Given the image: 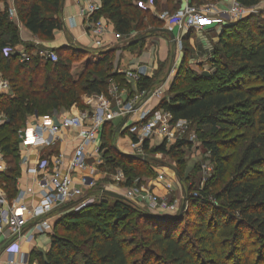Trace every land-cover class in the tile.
<instances>
[{
	"label": "trees",
	"instance_id": "trees-1",
	"mask_svg": "<svg viewBox=\"0 0 264 264\" xmlns=\"http://www.w3.org/2000/svg\"><path fill=\"white\" fill-rule=\"evenodd\" d=\"M160 1L101 0L91 21L106 17L115 32L127 40L147 26L157 25L149 33L160 32L161 21L147 8L150 3L158 7ZM237 2L249 8L260 0ZM62 5L63 0H14L23 27L48 41L62 29ZM249 25L248 18L225 25L211 61L213 73L194 74L188 81L186 73L192 74V70L180 69L172 95L157 107L171 115L173 123L195 124L214 163L210 183L199 195L186 197L188 208L175 219L159 220L128 200L104 197L80 211L65 213L54 231L67 229L75 238L53 233L50 250L32 252V263L264 264V23L259 20ZM19 44L25 45L11 8H0V73L13 91V97L0 98V112L6 117L0 127V150L7 162L6 170L0 173V188L10 201L18 194L19 132L28 118L82 107L84 96L109 97L111 83L125 79L115 71L111 50L91 53L61 48L54 51L58 61L51 62L33 55L37 49L26 44L30 61L22 62L17 55L4 56V48ZM128 47L133 49L131 44ZM185 49L190 51L189 46ZM153 85V79L143 78L138 92L149 91ZM107 128L108 124L102 133V168L111 164L114 170L121 169L127 179L125 186L131 187L142 178L132 166L147 167L154 159L145 162L123 156L113 145L117 127L110 126V138H106ZM189 145L181 140L167 151L165 146L150 150L146 143L144 149L174 157ZM132 172L135 174L129 177ZM83 223L85 231L79 227ZM182 225L188 229L181 231Z\"/></svg>",
	"mask_w": 264,
	"mask_h": 264
},
{
	"label": "built area",
	"instance_id": "built-area-1",
	"mask_svg": "<svg viewBox=\"0 0 264 264\" xmlns=\"http://www.w3.org/2000/svg\"><path fill=\"white\" fill-rule=\"evenodd\" d=\"M96 0H88L87 4L81 7L79 16L90 24V34L94 38L96 47H102L103 38L108 32L106 25L101 19L92 22V16L98 12L99 7ZM152 4V3H151ZM245 9L238 2L227 13L229 19H222L209 14L208 11L200 10L188 4L183 10L174 15L163 14L159 19L173 24L179 28H187L194 31H204L210 27H219L236 22L244 18L241 14ZM17 16L16 9L11 8V17ZM5 57L13 55L19 56L22 62L30 61L32 55L23 44L14 47L7 46L3 50ZM37 56L42 61L57 62L56 52L41 50ZM128 80L138 85L143 78L148 77L146 70L139 68L136 71H118ZM2 88H8V82H1ZM148 91L140 93L145 94ZM112 98H117L119 89L114 87L109 93ZM1 95V94H0ZM141 95L139 101L141 102ZM98 99L101 105L98 109L100 113L89 114L79 113L71 117H65L60 122H55L51 116H45L40 119L34 127H25L19 132L20 146L27 152L40 151L43 149L54 150L58 144L63 141L64 135L69 130H77L78 138L74 144L72 154L67 156L64 151H58L50 154L49 157L42 159L35 167L28 169L33 176L35 192L19 191L13 200H9L6 194L0 190V250H5L11 257L8 264H30L28 255L20 252L22 243L32 244L37 237L42 235L52 236L58 220L68 212L80 211L99 201L104 200L106 189H101L98 197L92 196L91 191L99 182L105 181L108 177L106 171L99 168H89V159L98 158V166H103L101 137L106 123L120 117L129 118L136 112L137 105L129 111H111L110 101L104 95L91 96L87 101ZM155 110L144 111L133 123H127L128 132L136 141L132 140L130 154L147 155L144 152V144L151 140L157 133V126L160 123L161 116ZM157 115V116H155ZM165 116L171 115L165 112ZM158 117V118H157ZM186 122V121H180ZM6 123V117L0 112V127ZM169 123L160 128L161 131L169 136ZM173 123V121H172ZM178 123V122H176ZM27 156H21L20 165L28 166ZM89 169V173L86 172ZM6 170L3 154L0 150V173ZM112 183L120 190L115 193H122L126 200L134 204L136 192L132 189H124L127 179L123 172L118 171L112 179ZM120 191V192H119ZM148 213L173 212L175 208L158 202V199H152ZM20 255L19 261L12 259L15 254ZM37 264V263H33Z\"/></svg>",
	"mask_w": 264,
	"mask_h": 264
},
{
	"label": "rangeland",
	"instance_id": "rangeland-1",
	"mask_svg": "<svg viewBox=\"0 0 264 264\" xmlns=\"http://www.w3.org/2000/svg\"><path fill=\"white\" fill-rule=\"evenodd\" d=\"M169 5L155 7V14L158 18L163 14H169L170 16L174 15L176 12L183 10L188 4L194 6L200 10L208 11L209 14L214 15L215 17H220L222 19H229L227 14L230 9L237 3V0H206L201 4H191L190 0L185 1L184 6H179V2L175 4V1ZM150 5H153L150 3ZM244 12L241 14L244 16L243 19H250V25L256 23L261 20L262 24L264 23V0H260L259 4L254 7H245L243 9ZM152 14V12H151ZM153 15V14H152ZM242 20V19H241ZM239 21V20H238ZM148 23V22H147ZM234 23V22H229ZM161 27V30L165 29H177L182 32V29L185 30L187 28H179L176 25L168 24L167 22L161 21L158 25ZM156 26H147L146 29H143L139 32H134L130 39L137 38L141 35H147V37L143 41H139L137 44L133 46L132 51L136 54L142 53L144 51V45H148L152 47L154 45L155 51L153 53V66L149 67V73H147L148 78L149 75L151 79L154 81V85L151 89L145 94H140L138 92V85L125 79H119V83H116V87L120 89V93L117 98H109L111 111H129L135 105L140 110V105L144 111H154L159 113L161 116V120L156 130L157 133L153 136V138L146 143L150 150H156L159 147L166 148L167 151H171V147L177 145L178 141L185 140L189 143V146H185L182 149L178 150L173 157L172 155H167L166 153H150L149 151L144 150L145 154H147L150 160L154 159L151 164L147 167H143L141 164H134L132 167H137L138 171L142 173V178L140 181H135L133 186L127 187L123 186L122 188L132 189L136 192L134 196V204L139 208L146 210L150 208L152 199H158V202L161 204H165L167 206H172L175 208V211L169 214H175L173 216L174 219L181 215V209L184 208V211L188 208V203L186 201V197H188L191 193L196 196L201 193V191L210 183L209 179L212 177L214 171V163L211 161V154L205 148L203 141L200 139L199 134L196 130L195 124L190 122H178L172 123L171 118L169 116H165V112L157 107L163 102V100L169 97L171 94V88L173 82L176 78L180 69L190 68L192 74H187L188 81L193 79L194 74L196 75H211L214 71L212 68V59H214V51L215 47L219 44L220 34L223 31V27H218V30H215L216 27H210L209 30L206 29L201 31L199 38L193 36L194 41L190 45V39L185 40L182 39V35L176 39V43H171L168 36L162 31L157 34L155 37H151L149 31L152 30ZM189 30V29H188ZM208 31V32H207ZM212 31V32H210ZM192 32H199L191 30ZM161 33H164L161 34ZM161 34V35H160ZM162 37V38H161ZM94 39V38H93ZM152 40V41H151ZM104 42V38H103ZM151 42V43H150ZM201 43V44H200ZM121 45V44H120ZM118 45V47H120ZM194 45V46H193ZM185 46H189L190 51H186ZM196 46V47H195ZM39 49H41L38 46ZM116 50V49H115ZM114 49L111 50L113 55H111L112 62L116 64L118 60L117 51ZM87 51V50H86ZM110 51V50H108ZM148 54H143L144 58L147 60H152V53L149 50H146ZM149 51V52H148ZM91 52V51H89ZM96 52V51H94ZM97 51L96 53H98ZM105 52V51H104ZM92 53V52H91ZM102 53V52H101ZM198 58V60H197ZM150 60V62H151ZM203 60L204 64L202 66H198L197 62ZM84 61V60H82ZM179 61V63H178ZM194 61V62H193ZM193 63V67L189 65ZM78 63V62H76ZM94 63V62H93ZM96 63V62H95ZM182 63V64H181ZM79 64H75V67ZM146 65V64H143ZM149 65V64H148ZM204 66V67H203ZM124 70V69H123ZM127 71H131L127 69ZM122 94V95H121ZM139 95L142 97L141 102L139 101ZM101 102L98 99H93L89 102H83L82 107H78L77 111L79 113H89V114H97L100 113L98 111ZM135 110V111H136ZM136 111V112H137ZM77 113V114H79ZM153 113L150 117L154 116ZM157 116V115H155ZM40 118V117H38ZM42 118V117H41ZM158 118V117H157ZM120 120V117L116 118L115 121ZM169 123V136L167 133H161L160 128L165 127L166 123ZM108 124V128L106 131V138H110V126H115V124L110 121L106 123ZM105 125V128H106ZM119 125V124H118ZM115 126V127H118ZM103 137V136H102ZM101 137V144L103 143V139ZM118 134L113 137V145L116 147L118 142ZM145 143V144H146ZM144 144V145H145ZM143 145V146H144ZM131 149V144H130ZM114 164V163H113ZM109 166V165H108ZM5 167L7 168V162H5ZM103 171H107L108 177L105 181H101L98 185L91 191L90 194L92 196L98 197L101 189H106L107 191L116 192L120 190L114 185L111 181L112 177L117 174L118 171L123 172L121 169L114 170L113 167H105L102 169ZM101 170V171H102ZM182 172V175H181ZM135 173H130L129 177H132ZM192 189V192L190 190ZM2 191V189L0 188ZM120 191H124L121 189ZM119 191V192H120ZM212 199V198H210ZM217 203V202H216ZM156 215H163L160 212H156ZM85 224L79 226L82 231H85ZM188 229L185 225L181 226V231ZM81 231V230H80ZM58 236L68 237L74 239V236H71L70 233L67 232V229L59 228L56 231H53ZM51 240V236H50ZM252 243V242H250ZM51 247V243H50ZM50 250V248H49ZM46 253V252H43ZM32 259V258H31Z\"/></svg>",
	"mask_w": 264,
	"mask_h": 264
},
{
	"label": "crops",
	"instance_id": "crops-1",
	"mask_svg": "<svg viewBox=\"0 0 264 264\" xmlns=\"http://www.w3.org/2000/svg\"><path fill=\"white\" fill-rule=\"evenodd\" d=\"M87 1L88 0H63V5H62L61 13H60V18L62 20V29L55 32V34H54L55 38L52 41L44 40V39H41L39 37L34 36L30 31H28L25 27H23V25L19 22L17 16L12 17L13 20L16 21L19 25L22 43H24L25 45L26 44L27 45H34V47L37 50H35L34 52H31L33 55H37L38 52L41 50H48V51L54 52L57 49L71 48V47H75L76 49H80V50L91 51L92 53H94V51H96V52L99 51L98 53H101L104 51L116 49L115 51H117L118 60L116 61V64H115V71H124L127 69L136 71L137 69L144 67L146 72L149 73V69H148L149 67H147V66H150V68H151V66H153V63H154L153 53L155 51L154 45H152V47H149L148 45L145 44L144 45V51L142 52L143 54H148V53H145V52H147L146 50L151 51L152 60L150 59L151 60V62H150V60H147L144 58L142 53L136 54L132 51L131 48L128 47L130 40H127V39L121 37L119 34H117L115 32V28H114L113 23L110 20H108L106 17L100 18L108 29V32L104 36V44L100 48L95 46L94 39H93V37H91V34H90L91 27H90L89 22L82 19L79 16L81 7L85 6L87 4ZM172 1L173 0H161L159 6L160 5L163 7L165 5L167 6L171 3H173ZM174 1H175V4L179 2L180 3L179 6H184L185 1H187V0H174ZM95 2L100 9L101 0H96ZM13 5H14V0H2L0 2V8L3 10L5 9L6 6H9V8H12ZM155 7H154V5H150V4H148V6H147V8L152 12L153 16L158 18L155 15V14H157V11L155 12ZM219 27H221V26H219ZM218 29L219 28L216 27L215 30H218ZM169 30H171L173 32V34L175 35V41H173L167 33H165V32L164 33L166 34V36H168L170 42L171 43L173 42V44L176 43V41H177L176 39H178L181 35H182V39L183 38L185 40L190 39V43H189L190 45L194 41L193 36H196L198 38H199V36H201L200 32H195V33L192 32V34H194V35H191V33L189 32L191 30H188V29H185V30L182 29V32H181V31L174 29L172 27V29L169 28ZM208 30H209V28H208ZM210 32H212V31H210ZM159 33H160L159 31L156 33L152 32V33H150V36L155 37ZM164 33H161V34L164 35ZM137 38H135V39H137ZM143 40H141V41H143ZM135 44H137V43H135ZM135 44H131V45L134 46ZM118 45H120V47H118ZM38 46L41 49H39ZM197 60H198V58H197ZM178 63H179V61H178ZM143 64H146V65H143ZM203 64H204L203 60H200L197 62V65L199 67L202 66ZM189 65H191L193 67L192 62ZM149 77L151 78L150 75H149ZM2 81L8 82V80H6L3 77V75L0 73V94H1L0 98L5 97V96L6 97H13V91L11 89L9 82H8V85H9L8 88H2L1 87ZM114 87H116V83L112 82L110 85V91L113 90ZM119 93H120V89H119ZM90 97L91 96H84L83 101L87 102L90 99ZM112 97L113 96L109 94V98H112ZM141 107L142 106L140 105V110H138V111L136 110L137 112H135L130 117L129 123L135 122L139 118L140 114L143 113L145 106L143 108H141ZM77 108L78 107L74 106L70 110L55 111L52 113L51 117L55 120V122L58 123L61 121V119L65 118V117H71V116L77 115V113H79L77 111ZM138 108L139 107L137 106L136 109H138ZM40 119H41V117L38 118L36 116L29 117L27 120L26 126L27 127H34L37 125V123L40 121ZM115 120L116 119H114L112 122L115 124V126H117L118 124L121 123V121L123 119L120 118V120H117V121H115ZM127 127H128V125H126L125 129L123 130V132H124L123 134L118 133L119 138H118V142L116 145V147L120 151H122L123 153H130L131 152V149L129 146L133 140V137H132V135L129 134ZM77 138H78V131L77 130H69L65 133L64 138H63L64 140L61 141L58 144L57 148L54 150L43 149L40 151L35 150L32 152H30V151L27 152L24 148H22V146H20V155L21 156H27L29 159V164H28V166H23L21 168V177H20L19 182H18V190L19 191H28L29 194H31L30 192H35L36 187L34 185V179H33V176L28 172V169L35 167L36 164L39 163L40 160L45 159L46 157H49L50 154L56 153L58 151H64L65 154H67V156L71 155L73 148H74V144L77 142ZM97 164H98V158L97 157H93V158L89 159V168L90 169L91 168H99L102 170L103 169L102 166H98ZM86 172L89 173L90 172L89 169H87ZM170 215L173 216L175 214H170ZM50 243H51L50 235H42V236L37 237L36 241L32 244L22 243L20 252L24 253L26 256L28 255V260H29L30 264L37 263V262L32 263L30 261V254L34 251L48 252L49 248H50ZM20 257L21 256L16 253L15 255H13L12 259L14 260V262H16V261H19ZM10 258L11 257L9 256L8 252H6L5 250H0V264H8V261Z\"/></svg>",
	"mask_w": 264,
	"mask_h": 264
},
{
	"label": "water",
	"instance_id": "water-1",
	"mask_svg": "<svg viewBox=\"0 0 264 264\" xmlns=\"http://www.w3.org/2000/svg\"><path fill=\"white\" fill-rule=\"evenodd\" d=\"M156 32H158V30L153 31V33H156ZM163 32L167 33L170 36V38L173 41H175V35L173 34V32L171 30L165 29V30H163ZM146 37H147V35H142V36L138 37L137 39H132L129 41V44L138 43L139 41L145 39ZM128 121H129V118H125L121 121V123L117 127V130H116L117 133H121L125 129ZM116 150L120 154H122L123 156L129 157V158L134 159V160L145 161V162L150 161V158L148 155H135V154H130V153H123L117 147H116ZM105 196L111 197V198H116V199H121V200H126V198L124 197V195L122 193H114L111 191H106ZM184 208L185 207H182L181 214L183 213ZM149 214L154 215L159 220H171V219H174V217H175V216H171L169 214V212H163L162 213L163 215H156L155 213H149Z\"/></svg>",
	"mask_w": 264,
	"mask_h": 264
}]
</instances>
